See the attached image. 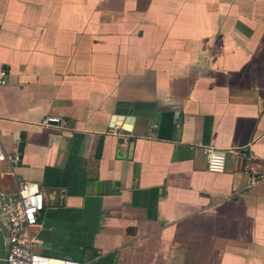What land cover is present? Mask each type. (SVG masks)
I'll return each instance as SVG.
<instances>
[{
	"label": "crops",
	"instance_id": "0c3cea01",
	"mask_svg": "<svg viewBox=\"0 0 264 264\" xmlns=\"http://www.w3.org/2000/svg\"><path fill=\"white\" fill-rule=\"evenodd\" d=\"M2 70L0 193L39 186L38 253L264 264V0H0Z\"/></svg>",
	"mask_w": 264,
	"mask_h": 264
},
{
	"label": "built area",
	"instance_id": "2783aa9c",
	"mask_svg": "<svg viewBox=\"0 0 264 264\" xmlns=\"http://www.w3.org/2000/svg\"><path fill=\"white\" fill-rule=\"evenodd\" d=\"M7 84V71L0 73V85ZM46 122L58 123L57 118H48ZM0 127V162L16 164L19 157L5 151L1 143ZM208 170L212 173H222L226 166V151L220 148L208 147L205 150ZM245 172L251 175L250 185L254 186L264 181V160L255 154L247 158ZM44 195L39 186L26 182L19 189L16 197L7 200L0 193V217L4 220L7 230V256L5 264H81L70 259H54L36 251L34 230L38 227L41 213L44 211Z\"/></svg>",
	"mask_w": 264,
	"mask_h": 264
},
{
	"label": "water",
	"instance_id": "95a60500",
	"mask_svg": "<svg viewBox=\"0 0 264 264\" xmlns=\"http://www.w3.org/2000/svg\"><path fill=\"white\" fill-rule=\"evenodd\" d=\"M98 194L103 193V183L99 182L97 184ZM7 256V230L3 225H0V264H5V259Z\"/></svg>",
	"mask_w": 264,
	"mask_h": 264
}]
</instances>
